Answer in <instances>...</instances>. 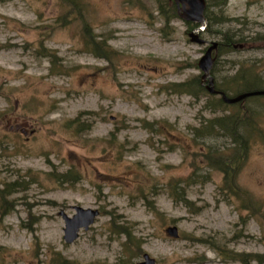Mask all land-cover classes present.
<instances>
[{
    "label": "rangeland",
    "instance_id": "1",
    "mask_svg": "<svg viewBox=\"0 0 264 264\" xmlns=\"http://www.w3.org/2000/svg\"><path fill=\"white\" fill-rule=\"evenodd\" d=\"M76 1L0 0V264H258L264 95L224 110L171 85L200 79L207 46L230 36L242 44L219 48L217 88L236 96L241 72L264 89V0H207L200 31L167 20L168 0ZM224 116L242 118L237 142L258 124L246 152L222 127L206 134ZM218 161L232 162L226 184ZM76 206L99 213L67 243Z\"/></svg>",
    "mask_w": 264,
    "mask_h": 264
},
{
    "label": "water",
    "instance_id": "2",
    "mask_svg": "<svg viewBox=\"0 0 264 264\" xmlns=\"http://www.w3.org/2000/svg\"><path fill=\"white\" fill-rule=\"evenodd\" d=\"M176 3L179 16L186 20L192 22H199L201 24H206L207 19L205 16V10L207 7L206 0H171ZM197 31H192L189 36L192 42L198 44L207 43L206 40L199 37L196 33ZM218 42H212L211 45L206 50L204 56L199 60L198 65L202 70L201 81L205 85L206 89L211 94H220L223 100L228 104H234L240 102L250 96L264 95V90L249 91L240 93L234 97L228 96L225 92L216 89L215 79L212 75V68L217 59V54L213 55V51L218 49ZM208 82V83H206ZM76 213L73 217L63 214L64 220L66 222L64 239L67 243H73L78 237L80 230L82 228L87 229L90 224L95 220L98 215V210L84 209L83 207L76 206ZM167 232L173 236L179 237L178 227L172 226L167 229ZM144 261L137 264H156V260L151 258L148 254L144 255Z\"/></svg>",
    "mask_w": 264,
    "mask_h": 264
},
{
    "label": "trees",
    "instance_id": "3",
    "mask_svg": "<svg viewBox=\"0 0 264 264\" xmlns=\"http://www.w3.org/2000/svg\"><path fill=\"white\" fill-rule=\"evenodd\" d=\"M70 2L73 3L74 6V10L78 8L79 3L76 0H68ZM217 8H219V11H221L220 9V4L216 3ZM219 5V6H218ZM211 6V3L209 4V7ZM208 9V7H207ZM160 11L162 12L163 15H165L164 17L167 18V20L173 15L174 17H177V8L176 5L174 4V2L168 0V5L164 7V5L160 8ZM172 14V15H171ZM207 18L209 19L210 16L208 15V11L206 14ZM212 21V19H211ZM198 25V24H197ZM228 40H231V42H227ZM259 40V39H258ZM100 41H94V43H90V46L93 47V49L91 48V51L96 55V56H100L102 55L103 52H105V49H110L109 47H103V45H97L96 43H99ZM232 38L229 36L228 38L226 37L225 42L222 43L220 42V48L223 47L224 45L226 47H233L234 49H236L237 46H239L241 43H232ZM104 49V50H101ZM104 56V55H102ZM101 56V57H102ZM232 81V86L234 88H236L237 90V94L242 93V92H246V91H253V90H260V88L258 87L260 78L258 76H254V77H247L245 74L241 73V72H237V74L235 75V77L231 80ZM192 84H195L196 89L193 90L192 89ZM174 92L177 93H186V92H190V94H194V95H198L199 93L196 92H203L204 91V87L201 84V81L199 78L195 79L194 81H190V82H178V83H174L171 85ZM239 88V89H237ZM224 92H226L229 95V92L227 90H223ZM216 97V95H213ZM217 102L214 106L215 109H227L229 107V104H226L221 97H216ZM231 114V113H230ZM248 116L246 114V112H244L242 114V117ZM238 117V116H236ZM242 120L241 117H238L235 121H230L228 116H224V117H219V118H215V119H211L208 120L207 123L205 124V132L206 134H214L216 132V127H222L221 129L223 131H226L227 134L231 135L232 137H234L235 142H237V140L235 139V130L237 129V127L239 126V122ZM246 120V119H244ZM257 128V130H259L258 124L256 122L250 123L247 127H246V132L248 133V137H245L244 140H239L237 143H240L244 150L246 152L247 147L249 145V142L252 139V134L254 133V130L252 129V127ZM239 134V133H238ZM220 162L221 167L220 170L223 172V174L225 175V184L228 183V180L231 178L232 176V162L229 161L228 163L225 161H218ZM176 185H174L173 189L176 190ZM229 189V188H227ZM233 189V188H232ZM231 189V190H232ZM179 192V191H176ZM175 193V195L179 198L180 197V193ZM234 193V191H231ZM127 237L129 242L132 241V234L131 233H127ZM136 249H138V247L136 246ZM253 260L256 261L258 264H264V254H255L253 255ZM63 264H66V261L62 262Z\"/></svg>",
    "mask_w": 264,
    "mask_h": 264
}]
</instances>
